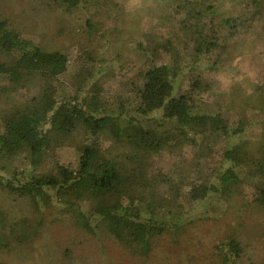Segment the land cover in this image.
Here are the masks:
<instances>
[{
	"label": "trees",
	"instance_id": "obj_1",
	"mask_svg": "<svg viewBox=\"0 0 264 264\" xmlns=\"http://www.w3.org/2000/svg\"><path fill=\"white\" fill-rule=\"evenodd\" d=\"M161 1L174 10V35L144 30L137 69L120 71V82L116 72L90 98L84 93L95 77V50L71 66L64 49H44L0 11V168L13 169L10 179L0 175V186L41 216L60 191L70 204L99 199V208L81 210L74 224L96 234L97 221L142 257L157 236L184 233L185 215L199 203L227 201L246 184L253 199L264 200V0ZM53 2L69 15L82 0ZM85 24L95 27L92 19ZM249 55H256L257 74L244 78ZM216 77L246 83L255 94L209 103L204 96ZM254 139L260 156L242 166ZM65 146L74 148L72 163ZM188 149L192 158L184 159ZM165 154L183 164L158 168L154 160ZM16 158L27 162L16 166ZM81 180L88 186H77ZM38 223L24 218L0 227V249L28 244ZM212 258L210 264H255L236 233L214 245Z\"/></svg>",
	"mask_w": 264,
	"mask_h": 264
},
{
	"label": "rangeland",
	"instance_id": "obj_2",
	"mask_svg": "<svg viewBox=\"0 0 264 264\" xmlns=\"http://www.w3.org/2000/svg\"><path fill=\"white\" fill-rule=\"evenodd\" d=\"M0 11L44 49H64L70 57L71 66L83 52L95 50L98 53L95 77L91 78V85L85 86L86 91L83 92L87 98L95 93L97 86L115 77L116 72L120 82V71L124 74L129 69H137L134 61L140 56L136 41L142 38L144 30L153 28L158 36H172L176 31L174 10L161 0H82L69 15L63 13L53 0H0ZM87 19H92L94 29L85 24ZM252 40V37H247L248 42ZM263 42L258 41V53L264 52ZM250 47L246 46L244 52ZM255 61L256 55H249L244 60L247 66L244 78L257 74ZM116 84L119 83H114L115 87ZM210 85V91L204 96L209 103L216 96L227 100L229 96L238 98L244 94H255L246 83H231L228 78L223 82L222 78L216 77ZM55 138L59 143L58 137ZM81 139L87 143L93 141L88 136ZM260 148L261 141L254 139L251 154L243 157L240 164L247 166L253 163L260 156ZM63 151L68 156L67 162L72 163L74 148L65 146ZM185 157L192 158L189 149ZM180 158L176 160L165 154L162 159L156 158L154 165L166 172L172 168L179 169V165L183 164ZM20 159H15L16 166H24L27 162H20ZM12 171V168L9 173L0 168V175L10 179ZM77 186L87 187L88 183L81 180ZM251 188V184L244 185L241 194L227 201L216 196L208 208L199 203L185 215L184 220L189 226L184 233L175 237L169 233L157 236L150 255L142 257L132 255L121 247L97 221H93L96 234H90L74 224V217L81 210L91 213L99 208V199L70 204L67 195L60 191L57 192L59 200L55 198L53 206L45 209L41 216L28 199L17 197L0 186L2 229H8L13 222L24 218L33 223L40 222L36 236L28 244L14 243L9 249H0V264H210L213 262L214 245L233 233L253 255L255 264H264V200L253 199Z\"/></svg>",
	"mask_w": 264,
	"mask_h": 264
}]
</instances>
